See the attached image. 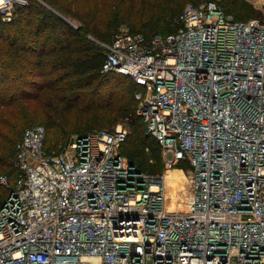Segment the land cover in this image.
<instances>
[{
  "label": "built area",
  "instance_id": "built-area-1",
  "mask_svg": "<svg viewBox=\"0 0 264 264\" xmlns=\"http://www.w3.org/2000/svg\"><path fill=\"white\" fill-rule=\"evenodd\" d=\"M24 4L3 0L0 18ZM178 21L99 43L102 71L141 87L136 113L163 172L120 153L125 128L74 135L56 153L45 126L25 128L13 179L0 175V264H264V22L214 1L187 3Z\"/></svg>",
  "mask_w": 264,
  "mask_h": 264
},
{
  "label": "trees",
  "instance_id": "trees-1",
  "mask_svg": "<svg viewBox=\"0 0 264 264\" xmlns=\"http://www.w3.org/2000/svg\"><path fill=\"white\" fill-rule=\"evenodd\" d=\"M205 1L235 20L264 22L245 0H26L9 21L0 18V175L13 179L15 145L27 127L45 126V149L56 153L74 135L112 131L117 123L128 131L120 153L138 170L160 175L159 144L136 113L141 87L102 71L99 43H110L124 25L146 39L173 33L183 7ZM49 131L56 151L48 149ZM177 165L189 169L185 161ZM8 193L0 184V205Z\"/></svg>",
  "mask_w": 264,
  "mask_h": 264
},
{
  "label": "rangeland",
  "instance_id": "rangeland-1",
  "mask_svg": "<svg viewBox=\"0 0 264 264\" xmlns=\"http://www.w3.org/2000/svg\"><path fill=\"white\" fill-rule=\"evenodd\" d=\"M248 4H250L255 10H260L262 13H264V0H245ZM246 17H254V16H248V15H246L245 16V18ZM122 27H125L126 28V25H124V26H122ZM116 128H125V129H127L125 126H123V124H121V123H117L115 126H114V128H113V130L114 129H116ZM49 135H50V131H49V134H48V141H47V143H48V149L50 150V151H56L57 149H55L54 147H53V142H52V140H51V138L49 137Z\"/></svg>",
  "mask_w": 264,
  "mask_h": 264
},
{
  "label": "bare ground",
  "instance_id": "bare-ground-1",
  "mask_svg": "<svg viewBox=\"0 0 264 264\" xmlns=\"http://www.w3.org/2000/svg\"><path fill=\"white\" fill-rule=\"evenodd\" d=\"M176 178H179L181 179L182 178V174L180 171H169L168 172V175H167V180L170 182V180L172 179H176Z\"/></svg>",
  "mask_w": 264,
  "mask_h": 264
},
{
  "label": "snow or ice",
  "instance_id": "snow-or-ice-1",
  "mask_svg": "<svg viewBox=\"0 0 264 264\" xmlns=\"http://www.w3.org/2000/svg\"><path fill=\"white\" fill-rule=\"evenodd\" d=\"M0 3H3V0H0Z\"/></svg>",
  "mask_w": 264,
  "mask_h": 264
}]
</instances>
